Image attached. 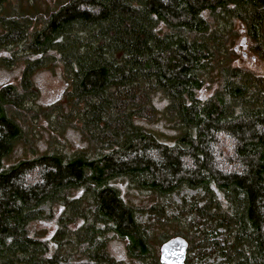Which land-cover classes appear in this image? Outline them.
<instances>
[{
	"label": "trees",
	"instance_id": "1",
	"mask_svg": "<svg viewBox=\"0 0 264 264\" xmlns=\"http://www.w3.org/2000/svg\"><path fill=\"white\" fill-rule=\"evenodd\" d=\"M52 1L39 11L33 0H0V50L26 54L18 85L0 86V264H117L111 236L135 264H166L152 240L176 236L186 242L182 264H264V77L231 65L228 46L238 23L264 54V0ZM54 64L64 118L91 155L50 151L4 165L23 137V113L35 114L30 73ZM154 93L166 100L173 143L134 122L154 114ZM48 110L63 117L61 102ZM220 134L232 143L225 161L215 151ZM117 180L156 200L182 186L196 194L169 215L160 202H125ZM142 214L178 226L160 233L162 225L137 222ZM42 220L51 232L33 228Z\"/></svg>",
	"mask_w": 264,
	"mask_h": 264
},
{
	"label": "rangeland",
	"instance_id": "2",
	"mask_svg": "<svg viewBox=\"0 0 264 264\" xmlns=\"http://www.w3.org/2000/svg\"><path fill=\"white\" fill-rule=\"evenodd\" d=\"M24 1V0H22ZM39 11L45 10L52 6V0H33L32 2ZM234 33L228 46L233 50L231 54V65L239 66L252 72L253 75L264 77V54H258L251 48V44L246 39L244 32L241 30L238 23L233 26ZM14 50H0V59L3 57L11 58L13 55L12 64L9 66H3L0 64V86L6 83H10L14 86L18 85L20 74L24 66L26 54L20 46H13ZM33 58V56H31ZM213 78L215 75L212 74ZM216 80V79H215ZM30 81L32 86L36 90L35 97L27 102L26 106H29L31 110L35 111L33 119L28 118L29 114L23 113L27 119L22 120L23 137L16 141L11 149V152L5 157L3 164L10 165L15 163L19 159H26L35 155L56 151L63 152L64 154H74L77 151L84 150L87 154L91 155L92 146L80 133L78 126H74L64 118L69 108L68 105L63 103L65 81L61 72L59 64H54L51 67L38 66L35 67L30 73ZM214 84H209L203 90V93L207 96L213 90ZM212 87V88H211ZM61 102V110L63 117L61 120L54 118V113L48 110L50 106ZM151 102L155 107L154 114L150 117L136 118L134 122L139 124L143 128H146L161 141L167 143H173L177 130L173 129L168 124L165 118L161 115L162 109L166 103L164 98H161L159 94L154 93L151 96ZM231 140L226 135L220 134L217 137L215 144V151L217 153V160L225 161L228 160L231 149ZM227 163L222 164L225 168ZM38 173L32 172L26 178L28 181L37 180ZM125 183V184H124ZM122 194L125 202L129 204H146L160 202L165 208V212L169 215L172 213L179 214L176 209L172 207L180 204V200L183 197L188 201L193 195L196 194L194 189L182 186L175 192L170 193L165 197H161L156 200V196L153 194L139 191L134 188L132 183L123 180H117L113 182ZM127 185V186H126ZM44 211L48 210L46 205L41 206ZM137 222L141 225L151 222V225L155 228L160 226V233L164 229H167L172 233L174 227L169 225H163V222L158 225L152 219H147L146 214L136 215ZM169 222V221H167ZM36 231L51 232L53 229L52 224L42 220L39 223L33 225ZM157 231V228H156ZM42 233V232H41ZM154 249L159 253V247L161 241H157V238L153 239ZM69 245V244H68ZM107 252L114 258L117 264H135L133 260H130L127 256L125 247V241L116 237H109L106 244ZM218 258L209 257L204 264H217Z\"/></svg>",
	"mask_w": 264,
	"mask_h": 264
},
{
	"label": "water",
	"instance_id": "3",
	"mask_svg": "<svg viewBox=\"0 0 264 264\" xmlns=\"http://www.w3.org/2000/svg\"><path fill=\"white\" fill-rule=\"evenodd\" d=\"M186 242L179 236L170 238L159 247V259L166 264H182Z\"/></svg>",
	"mask_w": 264,
	"mask_h": 264
}]
</instances>
